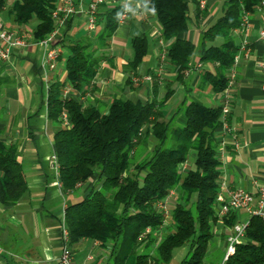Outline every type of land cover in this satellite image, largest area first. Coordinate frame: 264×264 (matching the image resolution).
I'll return each instance as SVG.
<instances>
[{"label": "trees", "instance_id": "obj_1", "mask_svg": "<svg viewBox=\"0 0 264 264\" xmlns=\"http://www.w3.org/2000/svg\"><path fill=\"white\" fill-rule=\"evenodd\" d=\"M260 1L224 0L221 15L202 31L197 56L199 62L213 65L212 71L202 73L212 92L223 91L227 72L234 64L239 45L233 30ZM6 2L0 0V8ZM56 2L13 0L8 13L18 25L31 24L35 19L32 35L39 41L53 29L51 12ZM190 2H195L199 15L203 10L197 0H148V8L156 9L160 36L168 42L166 58L174 67L173 82L182 81L195 50L192 41L181 37L187 30ZM122 14L121 5L97 8L91 36L67 45L65 78H53L47 86V118L59 125L53 143L62 188L73 190L92 177L100 183L65 207L63 221L69 245L82 240L98 242L108 250L106 264H172L174 250L183 247L184 254L173 264H220L227 237L220 235L222 246L214 244V225L218 219L231 229L236 223L235 211L222 217L216 211L221 173V142L216 131L224 123L229 125V112L222 114V104L207 106L183 98L166 115L165 103L173 90L166 84L158 95L154 75L153 97H112L104 111L96 104L83 105L81 100L63 94L66 81L81 90L94 78ZM215 37L222 41L206 46L205 41ZM131 47L129 65L135 71L146 54L145 37H133ZM63 112L67 125L62 123ZM180 113L185 116L183 124L176 121ZM171 190L174 194L165 217L158 202ZM27 191L16 145L0 139V203L15 204ZM166 221L169 225L165 228ZM244 230L224 264H264V221L250 215Z\"/></svg>", "mask_w": 264, "mask_h": 264}, {"label": "crops", "instance_id": "obj_2", "mask_svg": "<svg viewBox=\"0 0 264 264\" xmlns=\"http://www.w3.org/2000/svg\"><path fill=\"white\" fill-rule=\"evenodd\" d=\"M12 1L7 0L0 8V23L7 30L27 31L28 41L23 46L11 47L8 58L0 61V77L4 80L0 84V139L16 145L28 191L15 204L0 203V264H59L65 207L80 200L96 182L92 177L73 190L62 188L54 164L53 137L59 125L47 118L46 93L53 78H65L67 45L85 40L94 32L86 29L87 9L92 0H74L77 12L65 19L53 36L52 43L61 47L54 69H49L45 63L47 45L33 39L34 25H18L8 13ZM220 2L207 0L199 15L192 2L187 30L181 34L195 44L191 67L181 82H173L174 67L166 58L168 42L160 36L161 25L148 8V0H103L99 9L123 7L119 24L105 49L106 58L100 61L94 78L81 90L72 88L66 81L64 96L81 100L83 105L96 104L104 111L112 97L141 100L153 97L151 76L154 75L159 84L158 95L166 89V84L173 90L165 103L166 115L174 111L183 98L207 106L221 105L222 92H212L210 84L202 80L203 71H212L213 65L199 62L197 56L202 31L215 22L219 11L221 15L223 2L219 8ZM244 17L245 27L233 33L238 45L246 40L249 52L240 51L227 72L229 76L231 69L235 70L228 117L229 125L236 132V144L223 126L216 131L221 142L220 182L224 196L237 187L256 194L259 187L264 186V89L263 74L258 67V62L264 58V38L260 36L264 4L259 3ZM133 37H145L147 42L146 54L135 71L129 65L133 57ZM221 41V37H215L205 44ZM176 121L183 124L184 114L180 113ZM99 186L100 183H96V187ZM234 215L236 223L249 218L242 208ZM231 232L230 227L217 220L216 236L223 234L226 238ZM71 249L72 264L107 263L108 250L96 241L82 240L72 244Z\"/></svg>", "mask_w": 264, "mask_h": 264}, {"label": "built area", "instance_id": "obj_3", "mask_svg": "<svg viewBox=\"0 0 264 264\" xmlns=\"http://www.w3.org/2000/svg\"><path fill=\"white\" fill-rule=\"evenodd\" d=\"M103 2V0H92L89 3L87 9V24L86 29L88 31H93L96 27V10L98 6ZM207 0H197L198 7L200 9H204L206 6ZM261 4H264V0L260 1ZM77 12L76 3L74 0H57L54 9L51 12V18L53 21V29L52 31L43 39L39 40L44 45H47V50L45 53V63L49 69H54L57 59L61 52V47L57 44L52 43L53 36L55 35L58 27L63 23L65 19L70 17L71 15ZM246 25V19L243 17L239 28L243 29ZM235 29V30H236ZM260 36L264 38V25L260 29ZM28 41V32L27 31H12L7 30L0 23V61L6 60L9 56L11 47L14 46H23L27 44ZM240 51L245 52L247 54L249 49L247 48L246 40H241L239 44V49L234 57V62L238 59V54ZM258 67L263 74V82L262 88L264 89V58L258 62ZM235 79V70L232 68L230 74L227 79V84L222 91L223 102H222V114L225 116L229 112L230 108V89L233 85V81ZM65 91L63 92V94ZM62 123L64 125L68 124L67 116L63 112L62 113ZM228 135L232 138V140L236 144V132L235 130L229 126L227 123L222 125ZM55 167L57 168L56 159L54 161ZM223 183L220 182L219 192L216 196V211L219 217L224 215H228L229 213L239 210L246 209L248 212V216L250 215H258L262 221H264V186L259 187L256 194H253L243 188H233L227 192V195L224 196L222 194ZM174 194V191L171 190L168 194V197L164 201L158 202V206L163 210L164 216L166 217L168 214V201L169 198ZM248 219L244 222H237L232 227V232L227 236L226 239V252L223 260L220 264H224V259L228 256V254L234 251L235 244L242 240L244 235V229ZM61 234L60 240L62 244L61 253L58 257L59 264H72L73 261V251L71 246L69 245V237L68 231L65 227L64 221L61 226ZM148 231V229H147Z\"/></svg>", "mask_w": 264, "mask_h": 264}, {"label": "rangeland", "instance_id": "obj_4", "mask_svg": "<svg viewBox=\"0 0 264 264\" xmlns=\"http://www.w3.org/2000/svg\"><path fill=\"white\" fill-rule=\"evenodd\" d=\"M222 2H223V0H221V2H220V6L218 5L219 8H221V4H222ZM192 6H193V3L190 2V3H189V8H192ZM218 6H217V8H218ZM213 7H215V6L213 5ZM219 15H220V11L217 13L216 16L219 17ZM30 23L33 24V25H35L36 20L33 19ZM149 147H150V145H149ZM189 163L192 164V162L188 161V164H189ZM165 224H166V225H165L164 227L166 228V226L169 225V222L166 221ZM165 228H163V230H164ZM163 230H162V231H163ZM212 241H213V243L216 244L217 246H222V245H221L222 242H221V240H220V235H218V236L214 235ZM185 250H186L185 247H183V248H177V249L174 250V255H173L172 264H173V262H175L176 260H179V259L181 258V256L184 254Z\"/></svg>", "mask_w": 264, "mask_h": 264}, {"label": "clouds", "instance_id": "obj_5", "mask_svg": "<svg viewBox=\"0 0 264 264\" xmlns=\"http://www.w3.org/2000/svg\"><path fill=\"white\" fill-rule=\"evenodd\" d=\"M152 11H153V14H154V13H155V11H156V9H153Z\"/></svg>", "mask_w": 264, "mask_h": 264}]
</instances>
